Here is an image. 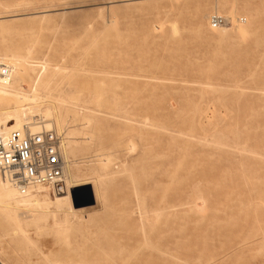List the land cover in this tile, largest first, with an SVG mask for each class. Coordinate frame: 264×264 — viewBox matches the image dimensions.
I'll list each match as a JSON object with an SVG mask.
<instances>
[{"label":"rangeland","instance_id":"rangeland-1","mask_svg":"<svg viewBox=\"0 0 264 264\" xmlns=\"http://www.w3.org/2000/svg\"><path fill=\"white\" fill-rule=\"evenodd\" d=\"M0 25L2 61L44 67L39 131L108 179L59 226L0 198V264H264V0H0Z\"/></svg>","mask_w":264,"mask_h":264},{"label":"bare ground","instance_id":"bare-ground-1","mask_svg":"<svg viewBox=\"0 0 264 264\" xmlns=\"http://www.w3.org/2000/svg\"><path fill=\"white\" fill-rule=\"evenodd\" d=\"M227 19L230 20V18ZM221 29L223 30L224 28ZM13 35H16V32L12 26L0 25V38L3 41L2 43L5 44L7 42V36L11 37ZM21 53L22 50H17V52L11 51L10 54L5 55L14 61H2L0 59V64L7 65L11 70L10 79L7 82L0 83V136H6L11 131H27L32 134H37L40 131H44H39V129H49L52 125L55 127V131H59V129L61 130L60 120L54 114L55 106L52 102H48L45 97L43 98L40 93L36 92V84H32L30 91L29 89L26 90L20 88L21 81H29L27 79L29 72H33L34 69H36L37 72H41L44 68L39 62L33 63L11 58L12 56L19 55ZM46 83L47 79L44 77L40 82L41 87H44ZM26 91H29V93H26ZM36 117H38V119H35ZM71 134L67 135L69 136ZM89 137L91 140L94 138L93 134H90ZM82 140L86 142L83 137ZM91 140L87 142H93ZM77 149L78 145L74 139H71V137H69L66 142H63L62 154L66 163L64 172L67 191L59 196L53 195L54 198H51L49 196L50 193L44 188H39L33 193L22 196L18 194L13 187L7 184L2 179L0 174V198L3 199V203H5L3 208L8 210L7 215L18 220L16 211L19 207H25L27 210L36 209L37 211H40V217L49 216L52 218L53 225L59 226L63 223V221L64 223H68L70 221V212L74 213L79 211V209L73 205L72 201L77 193L78 195L81 192L90 193V196L88 195L86 198L92 199L94 204L97 203L103 189L102 186H104V182L108 179L106 177L95 176V174L92 176L83 174L81 170L75 169L74 167L72 168L69 165L68 155H72ZM102 155L100 158H98L99 156L97 157L98 160H96L95 163L100 169L102 168V170H105V168L107 169L111 159L109 160L107 159L108 157H102ZM109 158L111 157L109 156ZM86 187L90 188L82 190V188ZM161 249L162 248L159 249L160 253L164 254L165 251ZM162 257L160 260H163V264H166L164 256ZM76 264L87 263L78 262Z\"/></svg>","mask_w":264,"mask_h":264},{"label":"built area","instance_id":"built-area-1","mask_svg":"<svg viewBox=\"0 0 264 264\" xmlns=\"http://www.w3.org/2000/svg\"><path fill=\"white\" fill-rule=\"evenodd\" d=\"M211 26L222 28L228 20L213 16ZM10 67L0 64V83L10 79ZM62 136L55 131H11L0 136V174L18 194L24 196L44 188L52 195L67 191Z\"/></svg>","mask_w":264,"mask_h":264},{"label":"water","instance_id":"water-1","mask_svg":"<svg viewBox=\"0 0 264 264\" xmlns=\"http://www.w3.org/2000/svg\"><path fill=\"white\" fill-rule=\"evenodd\" d=\"M74 200V199H73ZM73 203H74V201H73Z\"/></svg>","mask_w":264,"mask_h":264}]
</instances>
